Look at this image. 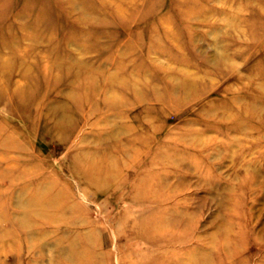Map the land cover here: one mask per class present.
<instances>
[{
    "label": "rangeland",
    "instance_id": "obj_1",
    "mask_svg": "<svg viewBox=\"0 0 264 264\" xmlns=\"http://www.w3.org/2000/svg\"><path fill=\"white\" fill-rule=\"evenodd\" d=\"M0 133V264H264V0H0Z\"/></svg>",
    "mask_w": 264,
    "mask_h": 264
},
{
    "label": "bare ground",
    "instance_id": "obj_2",
    "mask_svg": "<svg viewBox=\"0 0 264 264\" xmlns=\"http://www.w3.org/2000/svg\"><path fill=\"white\" fill-rule=\"evenodd\" d=\"M219 1V0H218ZM123 9V8H122ZM216 9V8H215ZM203 10V9H202ZM119 13V12H118ZM195 13V12H194ZM120 14H121V12H120ZM232 15H233V13H232ZM122 17V16H121ZM201 17V16H200ZM235 17V16H234ZM200 20V19H199ZM172 36V35H171ZM177 37V36H176ZM175 37V38H176ZM214 67V66H213ZM3 68V70H1V71H3L4 72V70H7V69H5L6 67H2ZM84 72V71H83ZM87 72V71H86ZM220 72V71H219ZM79 74V73H78ZM246 76V75H245ZM209 77V76H208ZM168 78V77H167ZM193 78V77H192ZM215 78V77H214ZM104 80V79H103ZM173 84V83H172ZM181 86H177L176 88H177V90L179 91V92H181L184 96H187L186 94H190V93H188V91L190 90V89H192V87H193V83L192 82H190L189 80H182L181 81ZM192 86V87H191ZM164 87V86H163ZM182 87V88H181ZM22 88V87H21ZM176 88H173V86L170 88V93L172 92V91H174V90H176ZM161 89V88H160ZM193 89H194V87H193ZM158 92V91H157ZM236 103V102H235ZM128 105V104H127ZM130 107V106H129ZM260 107V106H259ZM261 114V113H260ZM229 116V115H228ZM5 126H6V124H5ZM244 131H246V130H244ZM3 132H5V131H3ZM3 132H2V134H3ZM1 134V133H0ZM4 135V134H3ZM2 135V136H3ZM5 136V135H4ZM204 137V136H203ZM1 139V138H0ZM19 140V139H18ZM5 142H6V140H5ZM15 142V141H14ZM18 142V141H17ZM16 144V143H15ZM8 145V144H7ZM2 146V145H1ZM13 145H11V147H12ZM15 149V148H14ZM9 152V151H8ZM10 160V159H9ZM8 160V161H9ZM8 166H9V164H8ZM17 166H19V165H17ZM88 176H90L89 174H88ZM95 176H97V174H95ZM98 177V176H97ZM97 177H95V178H97ZM91 179H93V178H91ZM4 181V180H3ZM181 182V181H180ZM203 183V182H202ZM8 187V186H7ZM1 188V187H0ZM4 188V187H3ZM6 188V187H5ZM9 188V187H8ZM175 188V187H174ZM3 190V189H2ZM4 192V191H3ZM57 192V191H56ZM152 193V192H151ZM150 193V194H151ZM243 195V194H242ZM39 198V197H38ZM6 198H4V200H5ZM37 199V198H36ZM1 203H2V200L0 201ZM4 204V203H3ZM197 209V208H196ZM17 214V213H16ZM179 214V213H178ZM19 215V214H18ZM175 215H177V214H175ZM16 216V215H15ZM174 216V215H173ZM17 217V216H16ZM172 217V216H171ZM53 218V217H52ZM52 218L51 219H49V220H52ZM37 219V218H36ZM170 219V218H169ZM173 219V218H172ZM171 219V220H172ZM34 220V219H33ZM122 222V221H121ZM197 222V221H196ZM42 223V222H41ZM40 223V224H41ZM47 223V222H46ZM53 223H55V222H53ZM123 223V222H122ZM166 223V222H165ZM164 223V224H165ZM171 223V222H170ZM57 224V223H56ZM53 225V224H52ZM2 226V225H1ZM149 226H150V228H152V229H157L156 228V226H155V224H149ZM168 225H166L165 227H167ZM34 227V226H33ZM116 227V226H115ZM118 227V226H117ZM183 227V226H182ZM181 226H180V228H182ZM29 228H31V225H29ZM29 228H27V229H29ZM5 228H3V230H4ZM9 230V229H8ZM6 232H7V230H5ZM4 231V232H5ZM32 231H34L33 229H32ZM11 232V231H10ZM9 232V233H10ZM15 232V231H14ZM42 232H44V231H42ZM220 232V231H219ZM13 233V232H12ZM27 233V232H26ZM28 233H29V231H28ZM27 233V234H28ZM33 233H35V232H33ZM137 234H136V236L137 237H145V235H144V230H142V231H137L136 232ZM2 234V233H1ZM36 234V233H35ZM46 234V233H45ZM119 234V233H118ZM167 234V233H166ZM4 235V234H3ZM16 235V234H15ZM29 235H31V234H29ZM39 235H41V234H39ZM38 235V236H39ZM114 235H116V234H114ZM123 235V234H122ZM33 236H35V235H33ZM32 236V237H33ZM37 236V235H36ZM45 235L43 234V236L41 235V237H44ZM187 236H189V235H187ZM241 236V235H240ZM239 236V237H240ZM18 237V236H17ZM5 238V237H4ZM39 238V237H38ZM169 238V237H168ZM264 238V237H263ZM22 239V238H21ZM37 239V238H36ZM62 239V238H61ZM224 239V238H223ZM240 239V238H239ZM9 240H11L10 238H9ZM29 240H30V238H29ZM33 240V239H32ZM34 240H35V238H34ZM38 240V239H37ZM56 240V239H55ZM180 240H182V239H180ZM20 241V240H19ZM18 241V242H19ZM36 241V240H35ZM58 241V240H57ZM60 241V240H59ZM62 241V240H61ZM183 241V240H182ZM181 241V242H182ZM1 242V241H0ZM3 242V241H2ZM9 242V241H8ZM8 242H7V244H8ZM40 242V241H39ZM38 242V243H39ZM43 242H44V240H43ZM42 242V243H43ZM55 242V241H54ZM171 242H172V240H171ZM214 242V241H213ZM10 243H12V241L10 242ZM30 243H33V242H31V240H30ZM36 242H34V244H35ZM37 243V244H38ZM42 243L40 244L41 246H42ZM163 243V242H162ZM174 243V242H173ZM210 243V242H209ZM6 244V243H5ZM28 244V243H27ZM36 244V245H37ZM45 244H46V242H45ZM57 244V243H56ZM178 244H179V241H178ZM40 245H39V247H40ZM213 245V244H212ZM225 245V244H224ZM7 246V245H6ZM12 246V245H11ZM22 246V245H21ZM31 246H33V245H31ZM55 246V245H54ZM57 246V245H56ZM171 246V245H170ZM190 246V245H189ZM222 246V245H221ZM241 246V245H240ZM168 247V246H167ZM180 247V246H179ZM213 247V246H212ZM229 247V246H228ZM6 248V247H5ZM11 248V247H10ZM34 248H35V245H34ZM175 248H176V245H175ZM239 247H237V249H238ZM13 249V248H12ZM2 250V249H1ZM15 250V249H14ZM22 250V249H21ZM72 250V249H71ZM85 250V249H84ZM168 250V249H167ZM169 250H171V249H169ZM173 251H174V249H172ZM12 251V250H11ZM29 251H31V250H29ZM83 251V250H82ZM1 252V251H0ZM5 252V251H4ZM4 252L3 253H1V254H4ZM35 252V254H36V251H34ZM40 252H42V251H40ZM39 252V253H40ZM70 252V251H69ZM92 252V251H91ZM169 252V251H168ZM29 253V252H28ZM31 253V252H30ZM83 253V252H82ZM166 253V252H165ZM73 254V253H72ZM187 254V253H186ZM6 255V254H5ZM188 255V254H187ZM7 256V255H6ZM147 256V255H146ZM145 256V257H146ZM150 256V255H149ZM61 257V256H60ZM130 258L132 257V256H129ZM177 257V256H176ZM189 257V256H188ZM32 258V257H31ZM73 258V257H72ZM71 258V259H72ZM153 258V257H152ZM175 258V257H174ZM191 258V257H190ZM19 259V257L17 258V260ZM142 259V258H141ZM38 260V259H37ZM61 260V259H60ZM74 259H72V261H73ZM243 260V259H242ZM39 261V260H38ZM66 261V260H65ZM131 261H133V260H131ZM142 261H144V259L142 260ZM142 261H140V262H142ZM139 262V263H140ZM191 262V261H190ZM87 263V262H86ZM138 263V262H137ZM76 264V263H75ZM218 264V263H217Z\"/></svg>",
    "mask_w": 264,
    "mask_h": 264
}]
</instances>
